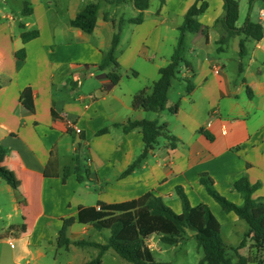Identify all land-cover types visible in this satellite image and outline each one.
<instances>
[{
  "label": "crops",
  "instance_id": "crops-1",
  "mask_svg": "<svg viewBox=\"0 0 264 264\" xmlns=\"http://www.w3.org/2000/svg\"><path fill=\"white\" fill-rule=\"evenodd\" d=\"M24 1L32 14H23ZM24 1L15 13L0 5V147L6 150L0 162L14 182L12 186L0 177L5 182H0V264H39L47 246L58 244L63 220L76 219L81 208L98 210L100 202L123 203L151 192L180 214L177 187L183 188L192 206L210 208L222 234L231 226L241 237L231 247H238L249 227L238 229L243 220L225 212L200 178L210 177L220 195L242 205L234 184L246 175L251 184L260 185L253 198L264 199V32L260 41L240 33L220 45L226 32L224 1L205 0L208 8L200 22L207 31L187 38L191 68H180L166 110L156 113L142 109L135 97L142 90L153 93L160 69L174 54L184 17L197 0H166L163 5L158 0L155 6L151 0L138 24L130 22L139 14L132 0H98L92 33L71 22L95 0H66L64 25L54 19L59 12L53 9L54 0ZM129 4L136 16L121 12ZM247 19L264 28L260 12ZM245 22L240 26L237 22V28ZM33 31L39 36L24 42L22 34ZM116 34L119 65L99 70ZM21 50L23 60L18 58ZM111 73L120 75L117 84ZM179 76L182 82L172 98ZM187 82L193 87L189 93ZM176 104L179 108L171 112ZM142 120L166 124L178 142L171 148L161 138L140 166L124 175L143 153L144 141L139 130L126 133L123 125ZM103 129L107 131L99 134ZM105 231L76 222L67 236L105 244L110 236ZM155 239L162 243L159 236H151L147 245L152 252L159 249ZM89 249L98 256L94 247H65L82 264L91 261L84 253ZM111 251L115 252L103 254V262L109 254L116 260L117 253ZM240 253L248 256L249 246Z\"/></svg>",
  "mask_w": 264,
  "mask_h": 264
},
{
  "label": "trees",
  "instance_id": "trees-1",
  "mask_svg": "<svg viewBox=\"0 0 264 264\" xmlns=\"http://www.w3.org/2000/svg\"><path fill=\"white\" fill-rule=\"evenodd\" d=\"M98 0L87 4V6L77 14L71 22L75 28L86 33H92L97 24ZM110 3H119L121 0H104ZM151 0H132V3L139 14L130 22L138 24L143 20V11L149 9ZM161 5L166 0H159ZM225 16L223 20L225 34L221 37L219 44H225L232 36L240 33L257 41L263 37L264 28L260 23L246 20L243 28L238 29L236 24L239 20V2L237 0H223ZM208 8L205 0H197L188 10L184 17V22L179 28L177 46L169 64L160 69V77L153 85V93L148 94L146 90L139 92L135 100L139 106L151 112L160 113L166 110L168 94L173 80L179 74L180 68L185 66L191 68L186 59L187 38L191 34L207 29L202 27L200 16ZM24 15L32 14V8L28 1H24ZM39 36L37 31L24 32L22 38L24 42L33 40ZM246 39L240 41V56L244 57ZM119 43V35L113 39L112 47L108 53L104 54L102 62L98 65L99 70H104L111 64L118 66L115 52ZM25 50L18 53V58L23 60ZM113 84H117L120 75L109 74ZM193 87L187 82L186 92L189 93ZM179 108L176 104L170 108L175 112ZM126 133L139 130L143 135L144 150L136 159L133 165L124 173L128 175L140 166L142 161L152 152L161 138L169 141L171 148L176 147L177 137L170 135L166 124H159L158 121H128L123 125ZM103 129L99 134L106 132ZM6 150L0 147V159ZM0 177L10 185H14L11 175L2 167L0 162ZM201 184L206 192L227 212H234L240 220L247 223L249 229L238 247L227 246L222 237V226L206 204L192 206L182 187L176 188V195L182 203V213L177 214L166 202L153 193H146L142 197L123 203L105 204L98 203L97 207L81 208L78 217L63 220V227L59 233L58 246L69 247L71 245L83 247L90 246L99 250L98 256L87 264H103V254L109 250H114L118 256L131 264H166L156 261L151 248L147 245V240L157 235L160 241L167 245H179L186 240L188 231L194 234L198 247L203 250L204 257L199 264H264L261 255H264V199H254L253 193L260 187L253 185L248 177L244 175L234 184L235 189L240 193L243 204L237 205L220 195L214 188L213 181L208 176L200 178ZM79 223L89 225L97 231L109 230L110 236L105 244L91 242L87 240L72 241L67 236L68 228ZM246 246L250 248V254L244 256L240 250ZM236 259V260H235Z\"/></svg>",
  "mask_w": 264,
  "mask_h": 264
},
{
  "label": "rangeland",
  "instance_id": "rangeland-1",
  "mask_svg": "<svg viewBox=\"0 0 264 264\" xmlns=\"http://www.w3.org/2000/svg\"><path fill=\"white\" fill-rule=\"evenodd\" d=\"M23 1L24 0H0V5L2 7H4L7 10V12H14L15 13L16 10L18 12V10L20 8H22ZM45 2L49 3V2H51V0H45ZM53 2L57 6V8H53V9L59 11L58 14L55 11V14L57 16L54 19H56V22L64 25L66 23V15L68 14L67 7H66V0H54ZM157 3H158V0H153L152 6L157 5ZM239 3H240V19H239L238 24H237L238 26L242 25L245 22V20L249 16V14L257 13V12L261 13V9H264V0H239ZM13 10H15V11H13ZM122 11L125 12V16H127V17L136 16L134 14L133 7L130 4L125 5L122 8L121 12ZM232 55H233L232 54V48H230L229 56H232ZM232 67H234V65L229 67V69L231 70ZM184 68L185 67H183L182 70ZM179 79H181L180 76H179L178 80L175 81L176 82L175 88L171 92L172 98L176 97V93L178 91L177 90L178 83L182 82ZM0 182L5 183L1 178H0ZM240 225L241 226H239L238 229H240V227L241 228L242 227L247 228V226H248L246 224V222H244V221L241 222ZM230 229H232L231 226H226L223 230L222 237L224 239L225 244L227 246L231 247V246H235L239 242L241 237L239 235H235V233L232 232V230H230ZM106 232L109 233L108 230L105 231V233ZM192 235H193V233L188 231V236H187L186 240L183 241L179 245H167L164 243H160V242H158V239H155L154 242H158V244H159V249L156 248L153 251L156 261L159 263H166V264H199L200 260L204 257V253H203V250L198 247L197 241L195 240V238ZM94 238L90 239V240L95 241L96 239H94ZM45 250H46L45 257L39 261V264H70L69 262H71V263L74 262L75 264H82V263H80V261H76V260L74 261L72 254L66 253L65 247L64 248L59 247L56 242H55L54 246L49 245V246H47V248ZM247 252H249V251H247ZM84 253H85V256L87 257V259L89 261L93 260L94 258L97 257L96 256L97 252L94 249H89ZM111 253H115V252L111 251ZM115 255H116L115 261L111 260L110 254L106 255L104 258L103 264H130L129 262L122 259L117 254H115ZM260 259L264 260V255H261ZM78 260H79V258H78Z\"/></svg>",
  "mask_w": 264,
  "mask_h": 264
},
{
  "label": "built area",
  "instance_id": "built-area-1",
  "mask_svg": "<svg viewBox=\"0 0 264 264\" xmlns=\"http://www.w3.org/2000/svg\"><path fill=\"white\" fill-rule=\"evenodd\" d=\"M261 15L264 16V9H261ZM74 130L77 134H79L81 132L80 129H78L77 127H74ZM98 210H100V207L98 208Z\"/></svg>",
  "mask_w": 264,
  "mask_h": 264
}]
</instances>
